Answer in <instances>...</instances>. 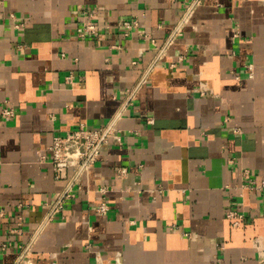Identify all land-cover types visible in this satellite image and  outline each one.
Masks as SVG:
<instances>
[{
    "label": "crops",
    "instance_id": "1",
    "mask_svg": "<svg viewBox=\"0 0 264 264\" xmlns=\"http://www.w3.org/2000/svg\"><path fill=\"white\" fill-rule=\"evenodd\" d=\"M194 1L0 0V264H264V0Z\"/></svg>",
    "mask_w": 264,
    "mask_h": 264
},
{
    "label": "built area",
    "instance_id": "2",
    "mask_svg": "<svg viewBox=\"0 0 264 264\" xmlns=\"http://www.w3.org/2000/svg\"><path fill=\"white\" fill-rule=\"evenodd\" d=\"M196 2L197 0H195L192 5H194ZM189 12L190 9L179 22L175 32L184 22ZM90 16L91 14H86L87 18H90ZM123 25L128 28L130 22L124 21ZM78 31L81 36H84L86 33H88V31L93 32V23L88 21L85 22L83 27L79 28ZM1 114L3 116H12L14 114V109L12 107H3L1 109ZM110 127L111 126L108 125L104 128L89 130L82 126H78L77 128L66 132L64 135H54L50 145L46 150L47 154L49 155L50 162L53 165L54 171L56 172V176L63 177L69 168H72L73 175L77 176L83 169L87 168L96 154L100 142L109 132ZM41 157L44 156L41 155ZM123 171L124 170H121L122 173ZM242 174L246 180L243 186H246L250 189H255L256 191L264 190V181L257 183L255 178L247 170H245ZM57 205L58 203L54 206V208H52L51 213L56 209ZM106 207V203L102 201L98 205L97 211L100 213L104 212ZM226 216L232 219L233 226L238 225L241 218H243L242 213H238L231 209L226 212Z\"/></svg>",
    "mask_w": 264,
    "mask_h": 264
}]
</instances>
